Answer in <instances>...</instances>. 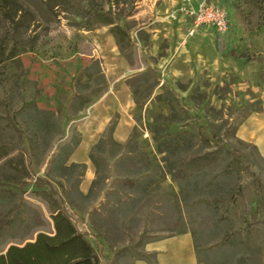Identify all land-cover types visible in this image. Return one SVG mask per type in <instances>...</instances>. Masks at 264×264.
<instances>
[{
    "label": "rangeland",
    "instance_id": "rangeland-1",
    "mask_svg": "<svg viewBox=\"0 0 264 264\" xmlns=\"http://www.w3.org/2000/svg\"><path fill=\"white\" fill-rule=\"evenodd\" d=\"M22 1L35 15L28 28L17 31L0 12V172L7 182L0 179V222L9 219L0 228V253L39 232L53 234L55 200L99 264H264V225H249L264 221V159L238 137L249 115L264 112V0H73L67 11L54 12L43 0ZM203 1L226 10L225 32L201 26L187 34V11ZM97 13L113 15L126 27L124 53L115 46L112 25L98 21ZM139 27L153 38L140 41ZM12 49L14 58H7ZM232 49L263 60L233 59ZM96 58L114 78L113 70L123 64L114 84L122 89L125 83L138 101L129 115L120 112L126 97L121 89L119 100L107 97L106 105L98 104L110 93L107 80L83 85L90 101L73 110L76 82L88 81L84 68ZM197 93L204 96L194 99ZM34 105L54 113L60 132L50 126L37 132L26 124ZM172 112L179 122L156 118ZM122 113L130 121L128 137L119 149L107 142L93 150L96 173L88 155ZM156 121L166 137L185 132L167 147H179L170 157L182 169L179 178L158 151ZM97 127L85 155L71 160L74 149L62 163L85 167L62 174L60 149ZM225 165L228 171L219 174ZM192 180L197 188L187 186ZM233 193L237 198L230 205ZM202 196L218 202L205 203Z\"/></svg>",
    "mask_w": 264,
    "mask_h": 264
},
{
    "label": "trees",
    "instance_id": "trees-1",
    "mask_svg": "<svg viewBox=\"0 0 264 264\" xmlns=\"http://www.w3.org/2000/svg\"><path fill=\"white\" fill-rule=\"evenodd\" d=\"M72 1L73 0H43L42 4L46 9L52 12L58 9L67 11V8L71 6ZM0 12L5 15V18H7L11 22L12 26L17 31L23 25L25 26V28H28V23L35 20L34 11L22 0H0ZM96 18L98 21L104 24L112 25L110 32L114 37L115 44L118 50L124 53L126 50V38L128 37L126 27H122L117 24L116 18H114L113 15L97 13ZM137 33L140 40L146 41L148 39V34L146 32L140 30ZM2 56L3 51H0V57ZM228 56L233 59L244 60L248 63L261 62L263 60L261 56L254 55L246 51L239 52L235 49L230 50ZM12 57L14 58L13 49L10 51V55L7 58ZM84 75L88 80L86 83L81 84L79 81L76 82V102H74L72 105L73 110L76 112L80 111L83 105L90 101V97H85V95H82L84 90H81V88L83 85L84 89H87L89 88V86H91L90 82H93L94 84L100 86L105 85V78L101 71L100 63L98 60H93L88 67L84 68ZM101 89L102 88L98 89V93L101 91ZM132 93L135 94L133 90ZM203 96L204 95L200 93L192 94V97L194 99H199ZM156 97L160 99L161 95H157ZM134 102L138 104L137 100H134ZM33 109L35 112L30 116V119H28L29 122L26 123L27 125L33 126V128L36 129L37 132H41V129L44 130L47 126H50L55 132H60V127L55 121L54 113L52 111L39 109L36 105H34ZM177 116L178 115L175 112H172L169 116L157 115L156 118L163 119L162 122H165L167 124H173L179 122ZM160 122L161 121H156L157 124L153 126L154 137L158 141V151L161 153H165L162 158L163 161L167 163L170 174L172 176H175L176 178H179V173L182 171V169H176L173 162L170 161V157L175 154V151H177L179 147L176 144V147L172 149V151L167 147H171L173 145L172 142L175 140H179L178 138L183 139V134H185V132L176 133L174 137H166V128L159 125ZM112 127L113 125L108 130V136H101L99 141L94 145L92 151L88 155L90 161L96 168V173L99 172V163L95 154L93 153V150L97 149L101 151V149L106 145L107 142L108 144L112 145L115 148L117 147L118 149L122 146L121 144L113 140ZM201 128L205 130V126L200 125L199 130L203 135V140L208 141L209 136H207ZM79 142L80 140L77 138V136L72 137L70 143L65 144L60 149V153L58 155V167L60 168V170L64 171L62 173L64 175L66 170H68L71 166L85 167V164L82 163H72L71 166L62 164L63 161L67 159V156L76 148ZM191 158L192 159H190V161L194 162L196 159L205 158V156L202 155L198 158L196 156ZM227 167L228 165L223 166L218 171L219 174L227 172ZM0 179L2 183H5V181H3L5 180L3 172H0ZM211 184L212 183L210 182L208 186ZM187 186L197 188L198 183L197 181L192 180L189 181ZM236 196L237 195L233 193L226 202H228L230 205H233L237 198ZM188 198L189 194H182V201L186 202ZM203 200L205 203H212L213 205L218 202V199L212 196H206V198H203ZM51 202H53L54 204L50 214L53 222V234L39 232L36 234L33 241L25 242L23 245H9L4 253H0V264H99L96 254L92 246L86 239L85 235L80 233L75 228L72 221L57 201L52 200ZM8 220L9 219H4L3 221H1L0 228L3 225L7 224L9 222ZM249 225L263 226L264 221L261 219H254L249 223ZM142 256L146 258L145 260H150V256L146 254H142Z\"/></svg>",
    "mask_w": 264,
    "mask_h": 264
},
{
    "label": "crops",
    "instance_id": "crops-1",
    "mask_svg": "<svg viewBox=\"0 0 264 264\" xmlns=\"http://www.w3.org/2000/svg\"><path fill=\"white\" fill-rule=\"evenodd\" d=\"M183 28H185V25H181V31ZM140 30L144 31L143 27L137 28V32ZM144 32H146L148 34V39H149V37H150V39L153 38L154 35L152 34V31L150 33H149V31L148 32L144 31ZM94 60H98V59L96 58ZM99 63H100L101 71L104 75L105 81L107 80L109 82V84L112 85L111 89H110V93H109L110 95L108 94V95L104 96L98 102V104H100V105H106L105 98H107V97L112 99V97L114 96V98L117 97V99L119 100L118 97L120 95L117 94V92H118V89H121V88H117L114 84L115 83L114 81L119 80L120 70L123 67V64L119 63V65L117 67H115V69L113 70V72L117 73L116 77L114 78L111 74L112 71L110 72V71L104 70V67L102 66V62L99 61ZM124 67H125V65H124ZM121 90L126 97H125V103L120 104L121 105V111L120 112L126 110V115H129L128 112H130L131 108H135V104L131 99V92L125 83H123V87ZM117 95H119V96H117ZM128 109H129V111H128ZM96 111H99V109ZM99 115L100 114H98V116ZM100 128L101 127L91 129L90 133L88 132L86 134V138L84 137V139L79 142V144L76 146L74 152L71 154V157H70L71 160L76 161V159L79 158L78 156L82 155L83 153L85 155L84 150L86 148L85 147L86 146V140L87 139L89 140V138L92 136L93 131H97ZM129 128H130V121H129V119L125 120V115L122 113L120 118H118V121L116 122V124L114 126V129L112 132L113 133V140L115 142L123 145L124 142L126 141L127 137H128ZM238 137L242 141L254 146L258 150L260 156L264 159V112L249 115L244 120V122L240 125V127L238 128Z\"/></svg>",
    "mask_w": 264,
    "mask_h": 264
},
{
    "label": "built area",
    "instance_id": "built-area-1",
    "mask_svg": "<svg viewBox=\"0 0 264 264\" xmlns=\"http://www.w3.org/2000/svg\"><path fill=\"white\" fill-rule=\"evenodd\" d=\"M189 19L188 35L192 36L201 26H211L223 33L228 28L226 10L213 1H203L187 11Z\"/></svg>",
    "mask_w": 264,
    "mask_h": 264
}]
</instances>
